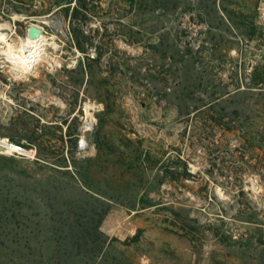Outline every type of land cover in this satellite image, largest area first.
<instances>
[{
    "label": "rangeland",
    "instance_id": "obj_1",
    "mask_svg": "<svg viewBox=\"0 0 264 264\" xmlns=\"http://www.w3.org/2000/svg\"><path fill=\"white\" fill-rule=\"evenodd\" d=\"M87 1L0 0V264H264V0Z\"/></svg>",
    "mask_w": 264,
    "mask_h": 264
},
{
    "label": "bare ground",
    "instance_id": "obj_2",
    "mask_svg": "<svg viewBox=\"0 0 264 264\" xmlns=\"http://www.w3.org/2000/svg\"><path fill=\"white\" fill-rule=\"evenodd\" d=\"M1 29L2 25H0V30ZM0 41L7 46L6 50H2L0 54L6 55L8 61L12 62L16 77L19 78H26L29 74H34L41 61H48L49 55L47 53V47L48 45L54 44L48 42L45 34H42L39 39H30L26 37L21 42L20 46L17 45L18 47H15L11 46L10 43L8 44L7 35L0 32ZM52 61L59 64L54 58H52ZM5 145L8 149L17 148L15 144L5 143Z\"/></svg>",
    "mask_w": 264,
    "mask_h": 264
},
{
    "label": "built area",
    "instance_id": "obj_3",
    "mask_svg": "<svg viewBox=\"0 0 264 264\" xmlns=\"http://www.w3.org/2000/svg\"><path fill=\"white\" fill-rule=\"evenodd\" d=\"M36 25H38L39 27H41L42 29H43V34H45V28L42 26V25H39V24H36ZM89 56L91 57V58H93V59H95L96 58V54H95V52L92 50L91 51V53L89 54ZM94 114H92V116H93ZM92 120H94V118L93 117H91L90 119H88V121L86 120L85 121V125L86 126H91L92 124H93V122H92ZM6 140V141H5ZM5 143H7V144H15V143H12L11 141H10V139H8V138H6V139H0V151H2V150H10V152H12L13 154L14 153H16V154H22V155H26V154H29L28 153V151L25 149V148H23V147H21V146H19V145H17V144H15V147H17V148H14V149H8L7 147H6V145H5ZM79 147L82 149V148H85L86 147V141L85 140H82L81 141V143H80V145H79Z\"/></svg>",
    "mask_w": 264,
    "mask_h": 264
},
{
    "label": "trees",
    "instance_id": "obj_4",
    "mask_svg": "<svg viewBox=\"0 0 264 264\" xmlns=\"http://www.w3.org/2000/svg\"><path fill=\"white\" fill-rule=\"evenodd\" d=\"M74 2V0H68V4H72ZM77 5L79 6V7H81L82 9H84L85 11H87V12H91L92 11V8H93V6H94V3H92V5H90L89 3H88V1L87 0H77ZM74 18L75 19H78L79 18V16L81 15V11L79 10V8H75L74 9ZM86 17V16H85ZM85 20H86V18H85ZM79 48L81 49V50H85L84 49V47H82L81 46V43H79ZM34 140V142L37 144V146H39V147H41V142H38V140L35 138V139H33ZM19 146H21V147H24L23 145H20V144H18ZM75 146H77V142H76V144H75ZM78 147V146H77ZM48 150H51L50 148L48 149ZM98 227H99V225L98 226H96L94 229H95V233H96V235L97 236H103V234L98 230ZM71 230H73V228L71 227Z\"/></svg>",
    "mask_w": 264,
    "mask_h": 264
},
{
    "label": "water",
    "instance_id": "obj_5",
    "mask_svg": "<svg viewBox=\"0 0 264 264\" xmlns=\"http://www.w3.org/2000/svg\"><path fill=\"white\" fill-rule=\"evenodd\" d=\"M43 34V29L36 24H33L29 28L28 37L30 39H39Z\"/></svg>",
    "mask_w": 264,
    "mask_h": 264
},
{
    "label": "crops",
    "instance_id": "obj_6",
    "mask_svg": "<svg viewBox=\"0 0 264 264\" xmlns=\"http://www.w3.org/2000/svg\"><path fill=\"white\" fill-rule=\"evenodd\" d=\"M19 1H20V2H25L26 0H25V1H24V0H19ZM36 2H40V1H35V2H33L34 5H36V4H35ZM20 4H22V3H20Z\"/></svg>",
    "mask_w": 264,
    "mask_h": 264
}]
</instances>
